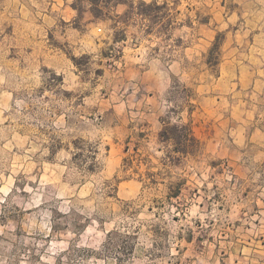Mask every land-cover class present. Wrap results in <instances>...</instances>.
Returning <instances> with one entry per match:
<instances>
[{"label":"rangeland","instance_id":"obj_1","mask_svg":"<svg viewBox=\"0 0 264 264\" xmlns=\"http://www.w3.org/2000/svg\"><path fill=\"white\" fill-rule=\"evenodd\" d=\"M0 264H264V0H0Z\"/></svg>","mask_w":264,"mask_h":264},{"label":"trees","instance_id":"obj_2","mask_svg":"<svg viewBox=\"0 0 264 264\" xmlns=\"http://www.w3.org/2000/svg\"><path fill=\"white\" fill-rule=\"evenodd\" d=\"M166 130H167V127L166 128H164L163 130H162V132H161V134L164 136L165 135V132H166ZM167 137V139L169 138V139H171V138H173V139H175L176 141H177V150L178 151H180V152H183V153H187L188 151H190L189 149V147H190V144H189V142H187V140H183V138L182 137H180V136H178V135H173V136H166ZM179 145H183L182 146V148L179 146Z\"/></svg>","mask_w":264,"mask_h":264}]
</instances>
